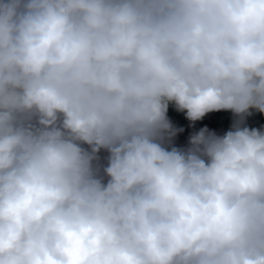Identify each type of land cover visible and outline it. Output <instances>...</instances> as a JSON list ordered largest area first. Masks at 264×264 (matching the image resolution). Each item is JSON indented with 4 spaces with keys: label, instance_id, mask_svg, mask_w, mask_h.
Returning <instances> with one entry per match:
<instances>
[{
    "label": "clouds",
    "instance_id": "1",
    "mask_svg": "<svg viewBox=\"0 0 264 264\" xmlns=\"http://www.w3.org/2000/svg\"><path fill=\"white\" fill-rule=\"evenodd\" d=\"M254 113L264 0H0V264H264Z\"/></svg>",
    "mask_w": 264,
    "mask_h": 264
},
{
    "label": "trees",
    "instance_id": "2",
    "mask_svg": "<svg viewBox=\"0 0 264 264\" xmlns=\"http://www.w3.org/2000/svg\"><path fill=\"white\" fill-rule=\"evenodd\" d=\"M260 114H255L253 118L247 120V126L252 128V126L257 122V117ZM169 119L173 126L177 129H183L182 132H178L177 136L174 138L173 145L177 148L188 147V142L194 133L198 132L201 128L207 127L210 131H214L210 125V116L207 115L202 121L196 122L194 125L185 118L184 113L177 112L174 108L170 107L168 113ZM214 119L218 122H226L227 117H224V112L214 113ZM228 126L231 129L233 122H228Z\"/></svg>",
    "mask_w": 264,
    "mask_h": 264
},
{
    "label": "rangeland",
    "instance_id": "3",
    "mask_svg": "<svg viewBox=\"0 0 264 264\" xmlns=\"http://www.w3.org/2000/svg\"><path fill=\"white\" fill-rule=\"evenodd\" d=\"M255 114H258V113H254L251 117H248L247 120L253 118ZM209 116H210V125L212 126L213 130H215V132L218 135H223L228 130H230V127L228 126L227 123L234 122L235 120V117L230 112H224V117H227L226 122H221L222 120H219L217 122L216 119H214L213 117L214 113L209 114Z\"/></svg>",
    "mask_w": 264,
    "mask_h": 264
},
{
    "label": "built area",
    "instance_id": "4",
    "mask_svg": "<svg viewBox=\"0 0 264 264\" xmlns=\"http://www.w3.org/2000/svg\"><path fill=\"white\" fill-rule=\"evenodd\" d=\"M252 128H264V116L258 115L257 122L252 126Z\"/></svg>",
    "mask_w": 264,
    "mask_h": 264
}]
</instances>
